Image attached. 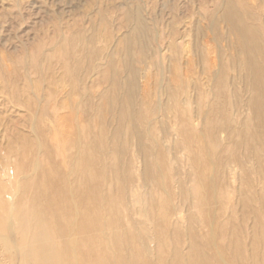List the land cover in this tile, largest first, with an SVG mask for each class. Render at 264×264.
<instances>
[{"label": "rangeland", "instance_id": "374dc122", "mask_svg": "<svg viewBox=\"0 0 264 264\" xmlns=\"http://www.w3.org/2000/svg\"><path fill=\"white\" fill-rule=\"evenodd\" d=\"M222 1L0 0V264H264V0Z\"/></svg>", "mask_w": 264, "mask_h": 264}, {"label": "bare ground", "instance_id": "6f19581e", "mask_svg": "<svg viewBox=\"0 0 264 264\" xmlns=\"http://www.w3.org/2000/svg\"><path fill=\"white\" fill-rule=\"evenodd\" d=\"M244 0H223L222 1V3H221V6H220V10H221V12H220V16H219V18H220V20H218V21H223V23H225V25H227L228 26V28H231L232 29V27L233 26H235L236 24L237 25H239L238 27H237V29L238 28H242L243 26H242V21L243 20H245V17L242 15V17H241V13L242 12H244L245 10H244V7H245V5H244ZM238 4H239V6L240 7H238ZM217 11V10H216ZM246 21V20H245ZM245 21H244V23H245ZM211 22V21H210ZM141 23V22H140ZM243 23V24H244ZM138 28V27H137ZM245 27H243L242 29H244ZM230 29V30H231ZM241 29V30H242ZM141 30H145V28H144V26L141 24ZM239 30V29H238ZM232 31V30H231ZM142 32V31H141ZM237 32H240V30L239 31H237ZM242 32V31H241ZM138 33V32H137ZM244 33V32H243ZM243 35V34H242ZM261 38H262V36H261ZM264 38V37H263ZM139 40H140V38H139ZM244 45L243 44H241V46H242V48H244L247 52H250V51H252V49H255L256 48V46H255V40L254 39H252V41L250 40V38L249 37H247V36H244ZM133 42V41H132ZM135 44V46H131V45H128V47H126V49H127V53H129V51L130 50H134V48H132V47H135V49H138V51H141V52H143V46H144V44H142L141 43V41L139 42V43H134ZM264 46V45H263ZM260 47H259V44H258V46H257V49H259ZM256 50V49H255ZM122 51V50H121ZM242 51V50H241ZM245 52V51H244ZM257 52H259V51H257ZM264 51H262L261 52V54L263 53ZM144 53V52H143ZM254 53V52H253ZM260 53V52H259ZM263 55V54H262ZM250 60V59H249ZM252 61H253V63L255 64V65H253V66H256V65H258V66H262V65H264V55L263 56H261L260 58H257V60H255V58H253V59H251ZM252 63V62H251ZM247 64H250L249 62H247ZM128 65V64H127ZM245 66V65H244ZM246 67H248V65L246 66ZM249 68V67H248ZM126 71V70H125ZM249 71V70H248ZM251 72V71H250ZM144 73V72H143ZM140 74V77H143L142 78V80H141V82H139V83H141V85H140V94L141 95H143L144 96V98L145 97H149V96H153V95H155V98H156V114H159V115H161V117H162V115H167L168 114V111H166L167 110V108H168V101H170V100H172L174 97L172 96V93L170 92V90H169V87L166 85V84H161V85H159L157 88H155V89H152V88H149V83H148V80H147V78H146V75H145V73L144 74ZM249 74V73H248ZM253 76V75H252ZM116 78H117V76H116ZM123 78V77H122ZM264 78V77H263ZM136 79H137V77H136ZM245 79V78H244ZM138 81V80H137ZM249 81V80H248ZM262 81V80H261ZM246 82V81H245ZM254 82V81H253ZM257 82V81H256ZM262 82H264V79H263V81ZM134 83V82H133ZM254 84V83H253ZM258 84V83H257ZM263 84V83H262ZM134 85V84H133ZM139 85V84H138ZM120 86V85H119ZM134 87V86H133ZM254 87H255V85H254ZM120 88H121V86H120ZM257 88V87H256ZM118 89V88H117ZM263 89H264V87H263ZM132 90V89H131ZM130 90V91H131ZM124 90H122V92H123ZM129 91V92H130ZM138 91V90H137ZM128 93V92H127ZM260 93V92H259ZM122 94V93H121ZM129 94V93H128ZM152 94V95H151ZM130 95V94H129ZM136 95V94H135ZM257 95H259L258 93H257ZM142 96V97H143ZM141 97V96H140ZM146 99V98H145ZM164 99V100H163ZM117 100V99H116ZM118 101V100H117ZM131 101H132V98H131ZM127 102H128V100H127ZM137 102V101H136ZM132 103V102H131ZM237 103V102H236ZM248 103H249V110H250V113H251V116H252V119L253 120H255L256 122H258V121H260L259 119L261 118V115L264 113V100H258V98H256V95L254 94V95H251V97H250V99H249V101H248ZM114 104H115V102H114ZM149 104V103H148ZM147 104V105H148ZM85 105H87V103L85 104ZM131 105V104H130ZM247 106V105H246ZM134 107V106H133ZM141 107V106H140ZM108 108H109V106H108ZM113 108V107H112ZM116 108H118L117 107V104H116ZM131 108H132V105H131ZM135 108V107H134ZM150 108V107H149ZM152 108V107H151ZM150 108V109H151ZM155 108V107H154ZM148 109V108H147ZM93 110V109H92ZM113 110H114V108H113ZM131 110V109H130ZM135 110V109H134ZM149 110V109H148ZM102 111V110H101ZM108 111V110H107ZM116 111V110H115ZM132 111H133V109H132ZM131 111V112H132ZM113 112V111H112ZM151 112V111H150ZM149 112V113H150ZM86 113V112H85ZM152 113V112H151ZM89 114V113H88ZM115 114H116V112H115ZM153 114V113H152ZM171 114L173 115V116H175V114H176V112H171ZM131 116L130 117H133L132 116V114H130ZM90 116V115H89ZM103 116V115H102ZM115 116V115H114ZM139 116V115H138ZM115 117H118V116H115ZM135 117V116H134ZM149 117V116H148ZM157 117V116H156ZM160 117V116H159ZM263 117V116H262ZM114 118V117H113ZM101 120H103V119H101ZM149 120H151V117H149L148 118V123L146 124L147 126H145V129L147 130V132L148 131H150V130H152V126H151V123L149 122ZM154 120V119H153ZM113 121V120H112ZM193 121V120H192ZM191 121V122H192ZM152 122V121H151ZM194 123V122H193ZM101 124V123H100ZM106 124V123H105ZM104 127H105V125H104ZM103 127V128H104ZM154 127V126H153ZM112 128V127H111ZM117 128V127H116ZM181 128V127H180ZM177 129H179V127H177V126H175V128L173 129V130H175V131H173V133H174V135L177 137V133H178V131H177ZM163 132V131H162ZM120 133V132H119ZM173 135V134H172ZM150 136V135H149ZM175 137V141L177 140V138ZM161 139V138H160ZM160 139H159V141H160ZM156 142V141H155ZM166 142H168V139H166ZM162 144V143H161ZM170 146V145H169ZM167 147V146H166ZM118 150H120V149H118ZM134 153V152H133ZM138 153V152H137ZM132 156V155H131ZM136 158V157H135ZM37 166V165H36ZM136 166V165H135ZM33 169V168H32ZM229 170L230 171H233V172H235L234 171V169L233 168H229ZM9 173V172H8ZM31 174V173H30ZM231 174H232V172H231ZM9 180H8V182H10V173H9ZM21 178V177H20ZM23 178V177H22ZM17 187H18V185H17ZM69 188V187H68ZM9 189H13V187H11V188H9ZM15 189V188H14ZM13 189V190H14ZM15 190H17V188L15 189ZM15 190H14V194H15ZM9 192H10V190H8ZM6 194L8 195V193L6 192ZM11 195V194H10ZM9 196V195H8ZM10 197V196H9ZM11 198V197H10ZM179 212V211H178ZM74 213V212H73ZM174 214V213H173ZM74 216V215H73ZM74 218V217H73ZM171 218V217H170ZM120 219V218H119ZM15 221V220H14ZM73 221V220H72ZM90 221V220H89ZM100 221V220H99ZM12 223V222H11ZM11 223H10V225H11ZM19 223V222H18ZM47 223H48V221H47ZM47 223L45 224V226L47 225ZM91 223V222H90ZM7 226V225H6ZM92 226V225H91ZM8 227V226H7ZM7 227H6V229H7ZM111 227H113V226H111ZM47 228H48V226H47ZM59 228V227H58ZM57 228V229H58ZM56 230V229H55ZM8 231V230H7ZM94 231V230H93ZM100 231H102V230H100ZM116 231V230H115ZM118 231V230H117ZM10 232V231H9ZM42 233V234H41ZM41 235H45V233L43 232V231H41ZM135 234V233H134ZM43 235V236H44ZM58 235V234H57ZM104 235V234H103ZM8 236V235H7ZM43 236H42V239H43ZM45 236H47V235H45ZM44 236V237H45ZM51 237V236H50ZM93 237V236H92ZM101 237V236H100ZM103 238V237H102ZM105 238V237H104ZM103 238V239H104ZM39 239V238H38ZM53 239V238H52ZM63 239V238H62ZM94 239V238H93ZM36 239H34V241H35ZM39 240H41V238L39 239ZM51 240V239H50ZM37 241V240H36ZM42 241V240H41ZM47 242V241H46ZM61 242V241H60ZM60 242H59V244H60ZM40 243H42V244H44V240L42 241V242H40ZM40 243H37V244H40ZM33 244H35V243H33ZM62 244V243H61ZM36 245V244H35ZM75 245V244H74ZM46 246V245H45ZM44 246V247H45ZM36 247V246H35ZM40 247V246H39ZM43 247V248H44ZM62 246L60 245V248H61ZM69 247V246H68ZM37 248V247H36ZM63 248V247H62ZM35 249V248H34ZM38 249V248H37ZM64 249H66V248H64ZM63 249V250H64ZM62 250V249H61ZM38 251V250H37ZM36 251V252H37ZM41 251V250H40ZM46 251V250H45ZM68 251V250H67ZM52 252V251H51ZM38 253H40V252H38ZM37 253V254H38ZM59 253V252H58ZM67 253V252H66ZM69 253V252H68ZM67 253V254H68ZM50 255V254H49ZM64 260V259H63ZM50 262H52V261H50ZM59 262V261H58ZM69 262V261H68ZM83 262V261H82ZM60 263V262H59ZM68 264V263H67ZM76 264V263H75Z\"/></svg>", "mask_w": 264, "mask_h": 264}]
</instances>
